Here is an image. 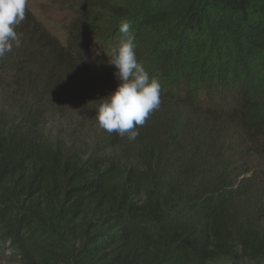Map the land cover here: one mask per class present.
Wrapping results in <instances>:
<instances>
[{"label":"trees","instance_id":"1","mask_svg":"<svg viewBox=\"0 0 264 264\" xmlns=\"http://www.w3.org/2000/svg\"><path fill=\"white\" fill-rule=\"evenodd\" d=\"M65 1L66 45L26 7L0 58V248L20 264H264V177L234 153L264 151V0ZM122 20L159 109L135 140L53 137L49 116L79 131L116 88ZM218 94L230 108L206 105Z\"/></svg>","mask_w":264,"mask_h":264},{"label":"clouds","instance_id":"2","mask_svg":"<svg viewBox=\"0 0 264 264\" xmlns=\"http://www.w3.org/2000/svg\"><path fill=\"white\" fill-rule=\"evenodd\" d=\"M27 2L0 0V58L20 44L15 28L25 19ZM119 33L120 39L111 47L108 61L115 67L114 77L118 84L113 91L96 100L95 119L108 133L135 140L138 128L160 107L161 85L137 60L131 23L122 20Z\"/></svg>","mask_w":264,"mask_h":264},{"label":"rangeland","instance_id":"3","mask_svg":"<svg viewBox=\"0 0 264 264\" xmlns=\"http://www.w3.org/2000/svg\"><path fill=\"white\" fill-rule=\"evenodd\" d=\"M27 8H29L40 22L64 45L68 43V28L70 22L73 20L75 14L72 9L69 8L65 0H28ZM89 58L93 62L102 60L99 51V44L92 45L89 52ZM5 91L0 90V104ZM206 105L224 106L230 108V100L224 95H214L204 97ZM79 117L73 112H66L61 115L49 116L46 122V129L51 135H63L68 139H74L75 142L83 150H88L99 138L101 129L95 120L94 122H88L81 130L76 131L77 125H79ZM234 130V136L239 135V131L231 127ZM71 133H75L74 137H71ZM70 141V140H69ZM235 159L246 163L247 167L252 169L251 173L257 172V175L264 177V151H253L251 148L245 146L244 149H235ZM0 262L2 264H20V256L18 251L11 247L9 243H6L0 248ZM218 264H229L225 261Z\"/></svg>","mask_w":264,"mask_h":264}]
</instances>
